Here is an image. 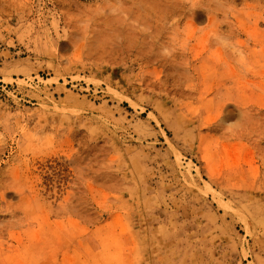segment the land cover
<instances>
[{"label":"rangeland","instance_id":"obj_1","mask_svg":"<svg viewBox=\"0 0 264 264\" xmlns=\"http://www.w3.org/2000/svg\"><path fill=\"white\" fill-rule=\"evenodd\" d=\"M65 262L264 264V0H0V264Z\"/></svg>","mask_w":264,"mask_h":264},{"label":"bare ground","instance_id":"obj_2","mask_svg":"<svg viewBox=\"0 0 264 264\" xmlns=\"http://www.w3.org/2000/svg\"><path fill=\"white\" fill-rule=\"evenodd\" d=\"M191 10H192V13L193 14H195L196 16H197V18L199 19V20H203L204 19V17H208L209 16V14L208 13H206L205 12V10H201L199 7H196V5L195 4H193V5H191ZM70 250V249H69ZM66 251V250H65ZM73 251V250H72ZM86 251V250H85ZM64 254V253H63ZM65 255V254H64ZM83 255H84V253H83ZM86 255V254H85ZM52 257V256H51ZM50 257V258H51ZM71 257V256H70ZM64 259H66V258H64ZM54 260V259H53ZM84 260V259H83ZM87 260V259H86ZM56 261V260H55ZM88 261V260H87ZM66 264H68L67 262H65ZM86 263V262H85ZM84 263V264H85Z\"/></svg>","mask_w":264,"mask_h":264}]
</instances>
